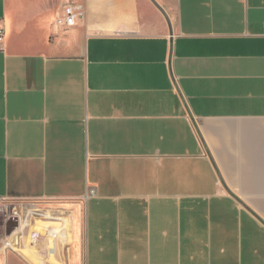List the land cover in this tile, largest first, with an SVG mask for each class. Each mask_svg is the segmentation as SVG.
I'll list each match as a JSON object with an SVG mask.
<instances>
[{
	"label": "crops",
	"instance_id": "1",
	"mask_svg": "<svg viewBox=\"0 0 264 264\" xmlns=\"http://www.w3.org/2000/svg\"><path fill=\"white\" fill-rule=\"evenodd\" d=\"M157 1L173 35L152 0H0V196L70 226L0 264H264V0Z\"/></svg>",
	"mask_w": 264,
	"mask_h": 264
},
{
	"label": "built area",
	"instance_id": "2",
	"mask_svg": "<svg viewBox=\"0 0 264 264\" xmlns=\"http://www.w3.org/2000/svg\"><path fill=\"white\" fill-rule=\"evenodd\" d=\"M87 16L85 5L70 4L65 7L64 14L57 19V23L63 27H73ZM5 31L0 26V43L3 42ZM94 190H91V194ZM89 194L85 197L88 198ZM44 200L20 199L0 196V212L6 214L5 235L0 238V249H14V238L26 233V230L41 219H49L43 208ZM64 229V228H63ZM59 234L58 230L47 226L46 234L51 236ZM19 239V238H18Z\"/></svg>",
	"mask_w": 264,
	"mask_h": 264
},
{
	"label": "rangeland",
	"instance_id": "3",
	"mask_svg": "<svg viewBox=\"0 0 264 264\" xmlns=\"http://www.w3.org/2000/svg\"><path fill=\"white\" fill-rule=\"evenodd\" d=\"M44 209L48 210L49 212V209H50V216H49V219H44V220H47L49 221L48 223L47 222H44V221H40L38 224L39 225H55L56 226V229L59 231V233H68L69 232V229H70V226H69V222L67 221L65 224L66 225H63L62 223H51L52 221H55V222H58L59 221V217L61 216L60 214L56 213V214H53L52 213V205H42ZM55 207H56V204H55ZM52 214V215H51ZM6 214L0 212V238L5 235V230H6ZM60 222V221H59ZM54 226V227H55ZM43 228V227H42ZM64 228V229H63ZM52 244V243H51ZM6 249H9V248H6ZM10 252V251H8ZM52 262L57 264L58 263V258L57 256H52ZM6 264H14V255L11 254V255H8L7 259H6ZM59 264V263H58Z\"/></svg>",
	"mask_w": 264,
	"mask_h": 264
},
{
	"label": "water",
	"instance_id": "4",
	"mask_svg": "<svg viewBox=\"0 0 264 264\" xmlns=\"http://www.w3.org/2000/svg\"><path fill=\"white\" fill-rule=\"evenodd\" d=\"M160 9L161 11L164 13V15L166 16L167 20H168V23H169V26H170V31H171V34L173 35V26H172V22L169 18V15L167 14V12L165 11V9L158 3L157 0H152Z\"/></svg>",
	"mask_w": 264,
	"mask_h": 264
}]
</instances>
